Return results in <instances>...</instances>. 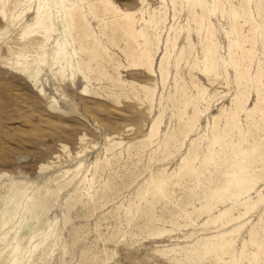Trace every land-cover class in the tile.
Instances as JSON below:
<instances>
[{
  "label": "rangeland",
  "instance_id": "obj_1",
  "mask_svg": "<svg viewBox=\"0 0 264 264\" xmlns=\"http://www.w3.org/2000/svg\"><path fill=\"white\" fill-rule=\"evenodd\" d=\"M4 1L0 207L13 185L57 191L13 264H264V0H75L47 42L35 2ZM56 38L65 76L49 56L34 86L20 63Z\"/></svg>",
  "mask_w": 264,
  "mask_h": 264
},
{
  "label": "bare ground",
  "instance_id": "obj_2",
  "mask_svg": "<svg viewBox=\"0 0 264 264\" xmlns=\"http://www.w3.org/2000/svg\"><path fill=\"white\" fill-rule=\"evenodd\" d=\"M17 0L13 1L12 5H15V2ZM26 1H32L35 2V18L32 21L31 24H28L27 27V31L28 33L31 32H36L37 34H39L41 37L44 38V41L47 42L51 35L53 33H56L58 31H61V33H64V35L71 33L70 32V26L68 24L67 21V16H68V12L71 11V14H73V18L75 19L76 22H79L81 20V12L79 9L74 8V4L76 3L75 0H26ZM250 1V0H249ZM141 2V1H140ZM5 1L4 0H0V4L4 5ZM26 3V2H25ZM142 3V2H141ZM78 3H76L77 5ZM112 4V3H111ZM25 5V4H24ZM109 5V2H108ZM113 5V4H112ZM1 6V5H0ZM29 9V8H28ZM259 9V8H258ZM107 10V9H106ZM119 10V9H118ZM108 11V10H107ZM112 12V11H111ZM127 12V11H126ZM131 12V11H130ZM259 12L260 9H259ZM113 13V12H112ZM125 13V12H124ZM129 13V12H128ZM21 13L15 14L14 16H12V18H18L19 15ZM70 14V15H71ZM83 14V13H82ZM122 14V13H121ZM128 16V15H127ZM132 16V15H131ZM134 16V15H133ZM4 17V16H3ZM120 17V16H119ZM84 18V17H82ZM118 18V17H117ZM131 18V17H128ZM127 18V19H128ZM133 18V17H132ZM263 18V17H262ZM69 19V18H68ZM135 19V18H134ZM138 19V18H137ZM120 20V19H119ZM133 20V19H132ZM131 20V21H132ZM145 20V19H144ZM264 20V19H263ZM136 21V20H135ZM83 22V20H82ZM140 22V21H139ZM144 22V21H143ZM119 23V22H118ZM135 23V22H134ZM84 24V22H83ZM117 24V23H116ZM126 26L128 27V30L133 29V26L131 24L130 21L125 22ZM82 25V24H81ZM118 25V24H117ZM122 25V24H121ZM32 26H35L36 28H38L39 30H35V29H30L32 28ZM85 26V25H84ZM234 27V25H233ZM75 28V27H74ZM79 28V27H76ZM87 28V27H86ZM110 28V27H109ZM126 30V29H125ZM136 30V28H135ZM142 30V29H141ZM235 30V29H233ZM25 32V31H24ZM23 32V34H24ZM136 32V31H135ZM27 33V32H26ZM25 33V34H26ZM35 34V33H34ZM33 34V35H34ZM60 34V33H59ZM95 35V34H94ZM125 36V34H123ZM139 35V34H138ZM37 36V35H36ZM135 36V34H134ZM140 36V35H139ZM67 37V36H66ZM130 37V36H129ZM144 37V36H143ZM64 38V37H63ZM127 38V37H126ZM140 38V37H139ZM147 38V37H146ZM95 39V38H94ZM145 40V39H144ZM97 41V40H95ZM234 41L236 42V40L234 39ZM97 43V42H95ZM129 43V42H128ZM136 43V42H135ZM55 44V45H54ZM53 44V48L51 50L50 53H48L47 51H43L41 52L39 59L37 61H34L32 63L29 64H25V62H22L20 64H22L23 69H22V73L27 77V79L34 85L36 86L38 81H39V75H40V67H39V63H47L49 62L50 58L52 60V64L55 63L54 65L58 64L59 65V69H58V74L60 76V78H64L65 76V65H68V60H67V42L66 40H58V38H56L55 43ZM132 44V43H131ZM145 44V43H144ZM235 44V43H234ZM41 45V44H40ZM44 46V43L42 44ZM41 45V46H42ZM88 45V43H87ZM232 45V44H231ZM86 46V45H85ZM141 46V45H140ZM40 47V46H39ZM45 47V46H44ZM43 48V47H42ZM135 48V47H134ZM138 48V46H137ZM46 49V48H45ZM134 50V49H133ZM137 51V50H136ZM141 52V51H140ZM139 52V53H140ZM147 52V51H146ZM143 54V53H142ZM50 56V58H49ZM149 57V55H148ZM51 64V63H50ZM79 64V63H78ZM52 66V65H51ZM71 66V65H70ZM149 68V67H147ZM79 69V68H78ZM192 118V117H190ZM195 118V116H194ZM196 119V118H195ZM198 120V119H197ZM194 122V121H193ZM195 124V123H194ZM234 124V123H233ZM234 126V125H233ZM192 127V125H191ZM194 127V126H193ZM152 130V129H151ZM191 130V129H190ZM189 130V131H190ZM207 158V157H206ZM210 160V159H209ZM187 164V163H186ZM190 165V164H189ZM182 167H186V166H182ZM191 168V167H189ZM194 169V167H192ZM189 170V169H188ZM192 170V169H191ZM67 169L64 171V173L61 176H64V174L67 173ZM195 171V170H192ZM234 172V171H233ZM187 174V173H186ZM5 175V173H1L0 176ZM237 175V174H236ZM95 174H93V178H94ZM242 176V175H241ZM170 177V176H169ZM91 179V178H90ZM166 179V178H165ZM72 180V178L67 182L69 183ZM162 180V179H161ZM164 180V179H163ZM254 180V179H253ZM243 181V180H242ZM233 182V181H232ZM244 182V181H243ZM246 182V181H245ZM244 182V183H245ZM93 183V182H92ZM164 183V181H163ZM243 183V184H244ZM251 183V180H250ZM256 183V182H255ZM232 184V183H231ZM242 184V185H243ZM253 184V183H252ZM16 185V184H15ZM156 186V185H155ZM254 186V185H253ZM164 187V186H163ZM157 188V186H156ZM239 188V186H238ZM159 189V188H158ZM29 186L25 185L23 187H16V186H10L8 191L6 192V194L3 196L2 198V206L0 207V225L3 226L5 225L8 220L17 213V211L19 210L21 201L24 199L26 201V212L29 215V219L28 220H24L22 222H19L20 227H27L28 230L30 231L29 236L27 238L26 241H24V243H20L18 242V235L15 232L14 235L12 236V239L14 240V245L11 247L10 254L11 256H13V259L11 261V264L15 263L18 258L21 256V254L23 253L24 250V246L28 244V241L30 239H32L34 236H37L36 234L40 233L38 232L41 228V224L38 222H36L35 224L32 223V219L35 218V216L37 215L38 212H40L41 214H45L47 213V211L50 208L49 205V201L47 202L48 198H52L57 196V191H50L47 188H39L36 187V189H34L33 191L29 192ZM155 191V190H154ZM161 191V190H159ZM247 191V190H246ZM241 194V193H240ZM233 195V194H232ZM163 196V194H162ZM24 201V202H25ZM12 202L11 206H8V203ZM10 204V203H9ZM25 205V204H24ZM24 207V206H23ZM23 209V208H22ZM26 215V214H25ZM260 218V217H259ZM26 219V218H25ZM38 219V218H37ZM66 220V218L64 219ZM21 221V220H20ZM253 226V225H252ZM16 227V226H15ZM18 228V227H17ZM15 229V228H14ZM52 230V229H51ZM21 231V230H19ZM250 232V231H249ZM27 234V233H25ZM46 237V235H45ZM49 237V236H48ZM8 239V238H7ZM26 239V238H25ZM52 238H50L51 240ZM39 241V240H38ZM4 242V241H3ZM37 242V241H36ZM51 242V241H50ZM27 243V244H26ZM46 240L40 242L39 244H46ZM11 244V243H10ZM38 244V242L36 243ZM3 245V244H2ZM31 245V244H30ZM35 245V244H34ZM5 246V245H4ZM28 246V245H27ZM43 246V245H42ZM41 246V248H42ZM29 247V246H28ZM27 247V248H28ZM44 247V246H43ZM39 249V248H38ZM28 250V249H27ZM36 250V249H35ZM44 250V249H43ZM26 251V250H25ZM39 251V250H38ZM42 251V250H41ZM8 252V251H7ZM34 252V251H33ZM233 252V251H232ZM39 254V253H38ZM9 255V256H10ZM32 256V255H31ZM32 258V257H31ZM30 258V259H31ZM221 258V257H220ZM31 261V260H30ZM222 264V263H221Z\"/></svg>",
  "mask_w": 264,
  "mask_h": 264
}]
</instances>
